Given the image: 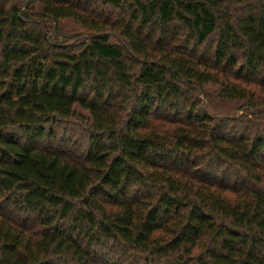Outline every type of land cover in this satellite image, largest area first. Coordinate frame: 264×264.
I'll list each match as a JSON object with an SVG mask.
<instances>
[{"label": "trees", "instance_id": "trees-1", "mask_svg": "<svg viewBox=\"0 0 264 264\" xmlns=\"http://www.w3.org/2000/svg\"><path fill=\"white\" fill-rule=\"evenodd\" d=\"M0 264H264V0H0Z\"/></svg>", "mask_w": 264, "mask_h": 264}]
</instances>
